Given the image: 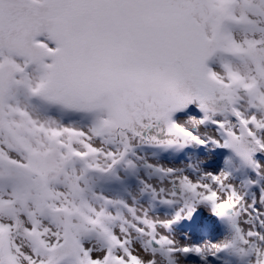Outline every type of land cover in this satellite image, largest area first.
<instances>
[{
    "label": "snow or ice",
    "instance_id": "1",
    "mask_svg": "<svg viewBox=\"0 0 264 264\" xmlns=\"http://www.w3.org/2000/svg\"><path fill=\"white\" fill-rule=\"evenodd\" d=\"M0 264H264V0H0Z\"/></svg>",
    "mask_w": 264,
    "mask_h": 264
}]
</instances>
